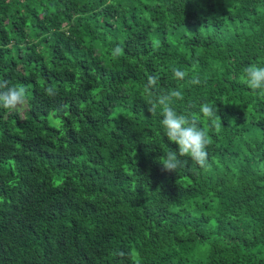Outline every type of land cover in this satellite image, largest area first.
<instances>
[{
	"label": "trees",
	"instance_id": "trees-1",
	"mask_svg": "<svg viewBox=\"0 0 264 264\" xmlns=\"http://www.w3.org/2000/svg\"><path fill=\"white\" fill-rule=\"evenodd\" d=\"M249 65L264 67V0H0V79L28 90L22 112L0 109V264H264ZM148 75L208 131L206 168L162 171L178 145Z\"/></svg>",
	"mask_w": 264,
	"mask_h": 264
},
{
	"label": "clouds",
	"instance_id": "clouds-1",
	"mask_svg": "<svg viewBox=\"0 0 264 264\" xmlns=\"http://www.w3.org/2000/svg\"><path fill=\"white\" fill-rule=\"evenodd\" d=\"M123 52L120 46L113 49L116 58ZM172 73L176 79H185L188 73L173 67ZM245 83L256 95L264 99V67L249 65L244 69ZM159 81L158 75H148L145 92L149 99L146 101L151 115L159 114L160 124L164 134L170 142L178 145V150L170 149L162 155L159 163L162 171L177 172L183 166L182 157H189L201 168L208 166L207 146L211 143L209 133L201 127L200 119L190 113L178 112L174 106L176 101L183 100V93L173 89L165 93L156 94L154 91ZM200 80L197 76L191 77L189 84L197 85ZM46 94L54 96L52 87L46 88ZM28 102V90L23 85H12L7 79H0V109L20 113ZM192 107H196L193 105ZM199 113L208 119L217 129L220 128V117L216 105L203 102L198 107Z\"/></svg>",
	"mask_w": 264,
	"mask_h": 264
}]
</instances>
